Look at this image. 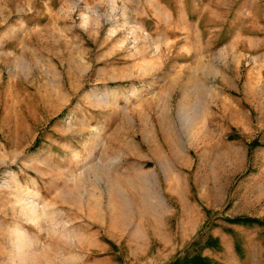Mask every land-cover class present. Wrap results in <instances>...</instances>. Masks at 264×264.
I'll use <instances>...</instances> for the list:
<instances>
[{
    "label": "rangeland",
    "instance_id": "obj_1",
    "mask_svg": "<svg viewBox=\"0 0 264 264\" xmlns=\"http://www.w3.org/2000/svg\"><path fill=\"white\" fill-rule=\"evenodd\" d=\"M263 144L264 0H0V264H264Z\"/></svg>",
    "mask_w": 264,
    "mask_h": 264
},
{
    "label": "trees",
    "instance_id": "obj_2",
    "mask_svg": "<svg viewBox=\"0 0 264 264\" xmlns=\"http://www.w3.org/2000/svg\"><path fill=\"white\" fill-rule=\"evenodd\" d=\"M257 143L258 142L255 141L253 142L252 145L253 146L261 145ZM225 221L231 225L248 226V227L256 225L264 228V220H259L256 218L235 217V218H226ZM198 245H199V241L193 240L183 252L177 254L167 264H221L217 261L212 260L207 256L202 255L200 251L203 248L218 251L220 249V244H219V240L216 237L207 235L200 248L192 250L193 247H197Z\"/></svg>",
    "mask_w": 264,
    "mask_h": 264
}]
</instances>
